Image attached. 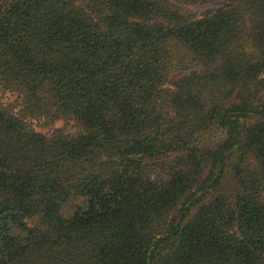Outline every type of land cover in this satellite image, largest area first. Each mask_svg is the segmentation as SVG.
<instances>
[{
	"label": "trees",
	"instance_id": "obj_1",
	"mask_svg": "<svg viewBox=\"0 0 264 264\" xmlns=\"http://www.w3.org/2000/svg\"><path fill=\"white\" fill-rule=\"evenodd\" d=\"M0 92V264H264V0H0Z\"/></svg>",
	"mask_w": 264,
	"mask_h": 264
},
{
	"label": "rangeland",
	"instance_id": "obj_2",
	"mask_svg": "<svg viewBox=\"0 0 264 264\" xmlns=\"http://www.w3.org/2000/svg\"><path fill=\"white\" fill-rule=\"evenodd\" d=\"M222 4H223V2H221V1H214V2H209V3H205V4L193 5V6H191V8L194 12H196L198 14L207 8L215 9V8L221 6ZM172 78H175V77H172ZM172 78H171V80H172ZM0 97H1L2 101L9 102V101H13L15 99L16 95L9 93V92H4V93L0 92ZM33 125L37 130L42 131V132H46V133H48L49 130L52 128L50 126H42L37 121H34ZM54 126L64 127L65 131L68 133H75L76 132V128L70 122H64L62 120H58V121H56ZM67 202H68L67 205L61 209V214L64 216H67L71 212L75 211L76 209L82 208L85 206V200H84V197H82V196L72 197Z\"/></svg>",
	"mask_w": 264,
	"mask_h": 264
}]
</instances>
